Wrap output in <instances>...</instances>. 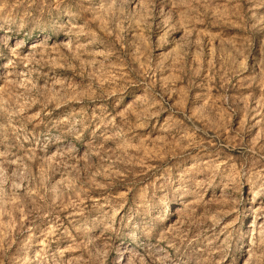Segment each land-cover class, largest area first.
<instances>
[{
  "label": "clouds",
  "instance_id": "1",
  "mask_svg": "<svg viewBox=\"0 0 264 264\" xmlns=\"http://www.w3.org/2000/svg\"><path fill=\"white\" fill-rule=\"evenodd\" d=\"M246 189L264 0H0V264H264Z\"/></svg>",
  "mask_w": 264,
  "mask_h": 264
},
{
  "label": "rangeland",
  "instance_id": "2",
  "mask_svg": "<svg viewBox=\"0 0 264 264\" xmlns=\"http://www.w3.org/2000/svg\"><path fill=\"white\" fill-rule=\"evenodd\" d=\"M253 55L258 57L259 53L258 50L254 47ZM251 59L249 63H251ZM244 197V204L242 206V216L241 220L243 222H246L249 229H251L252 221L256 218L258 215V210L264 208V197L257 198L255 201L252 199L251 191L250 190H244L242 193ZM257 223L264 222V216H261L257 221Z\"/></svg>",
  "mask_w": 264,
  "mask_h": 264
}]
</instances>
